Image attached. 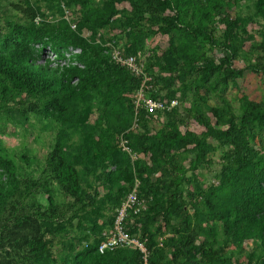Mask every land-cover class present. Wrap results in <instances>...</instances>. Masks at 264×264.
Instances as JSON below:
<instances>
[{"label": "trees", "instance_id": "trees-1", "mask_svg": "<svg viewBox=\"0 0 264 264\" xmlns=\"http://www.w3.org/2000/svg\"><path fill=\"white\" fill-rule=\"evenodd\" d=\"M19 1L13 8L26 24L0 31V77L16 95L38 98L40 105L30 107L60 128L37 178L18 180L0 159L6 173V180L0 176V264H141L133 248L98 252L136 178L144 209L130 212L125 228L145 242L150 264H264V103L239 88L247 72L264 73V63L233 66L241 50L239 17L224 14L221 0H46L57 8L63 1V8L78 12L72 31L62 19L35 23L39 8ZM251 1L255 13L264 16L261 1ZM213 11L223 27L220 42L208 27ZM105 26L124 39L123 56L141 54L155 101L169 104L176 91L170 77L153 74L154 65L182 78L197 71L181 91L192 98L184 115L177 99L169 110L149 113L141 107L137 128L130 130L142 79L115 65L102 42L96 44ZM84 28L89 38L81 35ZM144 33L167 37L165 50L155 57L141 50ZM200 38L221 46L225 55L207 57L195 47ZM48 44L58 58L68 48L79 52L67 64H39L37 47ZM229 89L236 90L235 105L225 95ZM211 94L219 101L215 105L209 103ZM95 100L101 104V129L94 138L98 127L88 119ZM155 117L163 118V127L151 134ZM120 135L132 155L145 154V162L132 161L119 147ZM257 137L260 149L253 145ZM217 151V185L205 187L197 168L211 167ZM245 242L261 251L246 254L241 263L227 252L242 250Z\"/></svg>", "mask_w": 264, "mask_h": 264}, {"label": "rangeland", "instance_id": "rangeland-1", "mask_svg": "<svg viewBox=\"0 0 264 264\" xmlns=\"http://www.w3.org/2000/svg\"><path fill=\"white\" fill-rule=\"evenodd\" d=\"M198 4H202L203 0H198ZM221 7L224 14L232 15L233 19L239 17L237 22V32L239 37L238 50L239 55L233 61V66L238 69L245 68L247 63L256 65H262L264 63V16L255 13L252 8L253 1L251 0H221ZM261 5H264V0H260ZM19 0H0V31L8 33L11 25L26 24L25 17L16 13L13 6H16ZM30 3L39 8V14L35 18V23H49L64 20L72 31L77 30L78 12L70 7H65V2L60 1L58 8L55 2L49 3L46 0H30ZM210 5L212 1L209 2ZM236 3V4H235ZM220 5V2H219ZM77 9V8H76ZM61 10V13H60ZM239 16H236V14ZM38 18V19H37ZM189 23L192 27L195 23L192 21H184ZM147 27V25H145ZM211 27L213 39L221 41L223 35V27L219 24V18L213 11L212 23L208 26ZM144 41L140 46L141 50L146 52H152L155 57L156 54H160L167 47V37L161 35H153L144 33ZM81 35L85 38H89L91 32L87 29H83ZM117 32L110 29L109 26H105L98 30V34L95 37L96 44H102L105 49V54L110 56L112 49H124L125 41L119 36ZM198 50H203L207 57L211 59H220L225 55V51L221 46L211 47L207 41L202 42L201 38L199 42L195 44ZM37 49L40 51L42 57L38 61L42 64L43 60H50L55 66L58 64H67L70 62L72 54L78 53V50L68 48L66 51L62 50L63 58H58L53 51V47L48 45L38 46ZM153 57V58H154ZM156 59H154L155 61ZM200 65V64H198ZM153 74L159 77L167 78L170 77L173 80L170 84V89L176 91V99L179 101L178 112L181 115L185 114V110L189 107L192 98H185L182 96L181 91L188 89L190 79L196 77L197 71L195 70L192 74H187L186 77H180L178 74L166 73L160 68L153 66ZM0 77V104L3 103V107H0V159L2 164H6L13 169L18 180H33L37 178L41 170L45 165V158L47 154L52 150L56 134L59 131V124L45 119L42 116L37 115L36 108L30 107L31 105H40V100L36 97L25 96L24 94L16 95L10 90V86L7 82L2 81ZM76 82V80L74 81ZM184 87V88H183ZM239 88L247 96L254 101L264 103V73L251 74L246 73L242 77ZM226 97L230 100L232 105H235L234 98L236 97V90L229 89L225 92ZM132 96V95H131ZM130 96V98H131ZM211 100L209 103L215 105L219 101L217 100L216 94H211ZM94 110L89 116L88 124L98 127L96 134L97 137L101 129L100 114L101 111L98 108L101 104L96 100L93 101ZM30 107V108H28ZM103 107V106H102ZM28 108V109H27ZM23 115V116H22ZM163 127V118L155 117L150 121L149 129L151 134H156ZM88 130L86 129V132ZM137 134V133H136ZM259 138L253 142V145H257ZM256 148H259L257 145ZM260 149V148H259ZM258 149V150H259ZM144 153L136 151L135 160L138 162H145ZM214 163L211 167L205 168L200 166L197 168V172L202 174L204 177V186L209 185L216 186L217 182L215 176L218 172L219 166V154L218 151L212 153ZM191 158V157H190ZM132 158V161H134ZM112 169V168H111ZM146 174H144L145 176ZM1 179L6 180V173L3 167H0ZM190 174L188 175V177ZM137 183L139 185V179ZM103 192V190H101ZM41 203H44V199L40 198ZM108 233V232H107ZM106 233V234H107ZM218 236L220 232L218 230ZM105 234V233H104ZM103 234V235H104ZM242 250L238 251L236 248H231L227 253H233L235 257H239L241 263H246V254L255 252L260 254V248L254 245L252 242H245L242 245ZM60 256V255H59Z\"/></svg>", "mask_w": 264, "mask_h": 264}, {"label": "built area", "instance_id": "built-area-1", "mask_svg": "<svg viewBox=\"0 0 264 264\" xmlns=\"http://www.w3.org/2000/svg\"><path fill=\"white\" fill-rule=\"evenodd\" d=\"M110 58L115 65L126 69L134 77H140L142 79L134 95V119L130 130L137 128V115L141 107L151 113L154 111L169 110L178 105L176 99H172L169 104H163L149 97L148 91H151L153 88L151 84L152 77L145 71L140 53H137L135 56H123L121 51L115 48L112 49ZM118 143L124 152L131 154V150L127 146L126 140L123 139V135H120ZM131 156L133 159L135 158V155L131 154ZM137 186L138 183L136 182L134 188L124 197L120 206L116 209L112 229L107 234H104V240L99 245L98 252L103 254L105 251H113L118 248H133L141 255V264H150L148 262L149 252L145 246V242H142L136 236L130 235L125 228L128 214L130 212L137 214L144 209L143 201L139 200L137 195Z\"/></svg>", "mask_w": 264, "mask_h": 264}]
</instances>
